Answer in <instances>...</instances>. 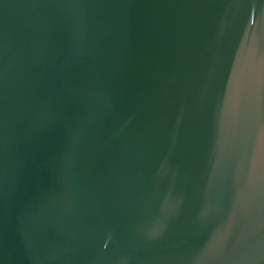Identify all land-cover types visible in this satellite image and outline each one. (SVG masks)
Masks as SVG:
<instances>
[{"label": "water", "instance_id": "1", "mask_svg": "<svg viewBox=\"0 0 264 264\" xmlns=\"http://www.w3.org/2000/svg\"><path fill=\"white\" fill-rule=\"evenodd\" d=\"M0 264H264V0H0Z\"/></svg>", "mask_w": 264, "mask_h": 264}]
</instances>
